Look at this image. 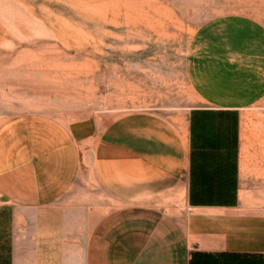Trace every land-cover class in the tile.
I'll list each match as a JSON object with an SVG mask.
<instances>
[{
  "label": "crops",
  "instance_id": "1",
  "mask_svg": "<svg viewBox=\"0 0 264 264\" xmlns=\"http://www.w3.org/2000/svg\"><path fill=\"white\" fill-rule=\"evenodd\" d=\"M186 74L169 112L0 123V264H264V30L208 35Z\"/></svg>",
  "mask_w": 264,
  "mask_h": 264
},
{
  "label": "rangeland",
  "instance_id": "2",
  "mask_svg": "<svg viewBox=\"0 0 264 264\" xmlns=\"http://www.w3.org/2000/svg\"><path fill=\"white\" fill-rule=\"evenodd\" d=\"M256 29L264 0H0V123L99 107L169 112L193 98L186 69L201 40Z\"/></svg>",
  "mask_w": 264,
  "mask_h": 264
}]
</instances>
